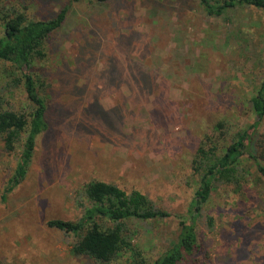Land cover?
<instances>
[{
	"label": "rangeland",
	"instance_id": "obj_1",
	"mask_svg": "<svg viewBox=\"0 0 264 264\" xmlns=\"http://www.w3.org/2000/svg\"><path fill=\"white\" fill-rule=\"evenodd\" d=\"M64 7V24L32 66L48 129L6 200L21 149L8 153L0 141V264H105L75 255L78 236L47 225L81 217V191L92 180L138 189L172 213L131 225L153 260L187 214L203 137L224 120L228 143L256 120L250 105L264 78V9L243 6L217 18L198 0H2L0 23L15 12L50 19ZM10 65L0 62V94L22 108L23 88L2 89ZM197 229L214 264H264V179L253 174L239 193L219 185Z\"/></svg>",
	"mask_w": 264,
	"mask_h": 264
},
{
	"label": "trees",
	"instance_id": "obj_2",
	"mask_svg": "<svg viewBox=\"0 0 264 264\" xmlns=\"http://www.w3.org/2000/svg\"><path fill=\"white\" fill-rule=\"evenodd\" d=\"M80 1L83 0H72ZM198 2L208 16L217 18L243 6L264 9V0ZM1 4L2 0L0 11ZM67 12L68 7H64L53 18L34 20L22 12H15L0 23V62L11 63L5 68L9 81L2 89L13 94L21 87L28 101L26 106L18 108L0 94V141L8 153L16 152L18 147L21 149L16 167L4 188L3 200L26 179L37 137L48 129L43 82L36 78L32 66L45 58L48 41L64 24ZM250 108L256 120L234 132L228 143L223 142L226 139L224 135L230 133L231 127L224 120L215 124L214 133L203 137L191 163L197 188L187 214L178 215L177 237L155 259L149 260L134 241L139 230L131 225L163 220L171 217L172 213L158 207L138 189L126 191L114 183L92 180L81 191V217L77 220L50 219L47 225L77 235L73 253L100 263H110L126 254V264H214L200 242L197 221L219 185L233 186L239 193L250 183L253 174L264 179V78L251 98Z\"/></svg>",
	"mask_w": 264,
	"mask_h": 264
}]
</instances>
